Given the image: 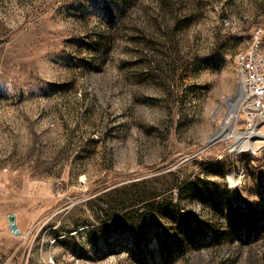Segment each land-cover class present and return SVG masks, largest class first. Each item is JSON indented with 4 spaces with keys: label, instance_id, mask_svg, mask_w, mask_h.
I'll return each mask as SVG.
<instances>
[{
    "label": "rangeland",
    "instance_id": "rangeland-1",
    "mask_svg": "<svg viewBox=\"0 0 264 264\" xmlns=\"http://www.w3.org/2000/svg\"><path fill=\"white\" fill-rule=\"evenodd\" d=\"M258 41L264 0H0V264H264V145L212 139Z\"/></svg>",
    "mask_w": 264,
    "mask_h": 264
},
{
    "label": "built area",
    "instance_id": "built-area-1",
    "mask_svg": "<svg viewBox=\"0 0 264 264\" xmlns=\"http://www.w3.org/2000/svg\"><path fill=\"white\" fill-rule=\"evenodd\" d=\"M238 86L247 126L264 124V53L260 41L237 56Z\"/></svg>",
    "mask_w": 264,
    "mask_h": 264
},
{
    "label": "bare ground",
    "instance_id": "bare-ground-1",
    "mask_svg": "<svg viewBox=\"0 0 264 264\" xmlns=\"http://www.w3.org/2000/svg\"><path fill=\"white\" fill-rule=\"evenodd\" d=\"M228 103L230 106V111L223 121L222 126L220 127L219 132L216 134L218 139L224 137L226 138V132L229 131L230 134L235 136L234 147L240 148L245 146L247 148L255 149L256 140H260L259 146L264 145V131H262L260 125L252 126L248 131L242 132L236 129V123L239 116V108L242 103L240 91L236 96L228 98ZM215 138V139H217ZM258 143V142H257Z\"/></svg>",
    "mask_w": 264,
    "mask_h": 264
},
{
    "label": "water",
    "instance_id": "water-1",
    "mask_svg": "<svg viewBox=\"0 0 264 264\" xmlns=\"http://www.w3.org/2000/svg\"><path fill=\"white\" fill-rule=\"evenodd\" d=\"M218 133V132H217ZM217 138L216 135H214V137L212 139H215ZM10 222H11V229L12 231L15 233V234H19L20 233V230L18 229L17 227V224L15 222V219H14V215H11L10 216Z\"/></svg>",
    "mask_w": 264,
    "mask_h": 264
}]
</instances>
